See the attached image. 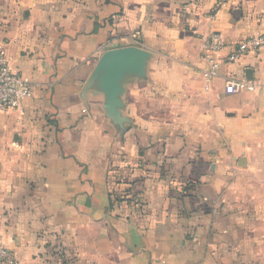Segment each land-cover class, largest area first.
Segmentation results:
<instances>
[{"label":"crops","instance_id":"1","mask_svg":"<svg viewBox=\"0 0 264 264\" xmlns=\"http://www.w3.org/2000/svg\"><path fill=\"white\" fill-rule=\"evenodd\" d=\"M218 2L0 0V52L31 85L0 109V239L20 264H60L59 245L72 264H264V88L226 91L264 83V46L228 60L264 0Z\"/></svg>","mask_w":264,"mask_h":264},{"label":"built area","instance_id":"2","mask_svg":"<svg viewBox=\"0 0 264 264\" xmlns=\"http://www.w3.org/2000/svg\"><path fill=\"white\" fill-rule=\"evenodd\" d=\"M230 0H219L218 4H225ZM225 45L224 39L219 34H212L210 41L205 42L204 47L211 51H219ZM264 46V32L246 37L237 49L238 52L231 55L228 60L234 61L240 53L246 51H257ZM219 63L215 62L210 69L205 71V76L212 78L216 75ZM264 88V83L250 81L247 79L231 80L227 83L228 93L240 92L243 90H255ZM30 81L15 73L10 68L5 56L0 52V109L19 108L24 99L30 94ZM122 191L121 189L119 190ZM133 203L140 204V200L135 198ZM118 207L123 203L116 202ZM0 264H20L14 253L8 249L0 239Z\"/></svg>","mask_w":264,"mask_h":264},{"label":"trees","instance_id":"3","mask_svg":"<svg viewBox=\"0 0 264 264\" xmlns=\"http://www.w3.org/2000/svg\"><path fill=\"white\" fill-rule=\"evenodd\" d=\"M137 197V195L133 194L131 191L129 190H122L121 192L117 189H114L111 192V198H112V205L114 207H118V205L116 204V202H121V203H133L134 199ZM66 249L63 245H59V246H54L53 248V254L54 256H60L61 260H60V264H72V259L71 258H67L66 257Z\"/></svg>","mask_w":264,"mask_h":264},{"label":"water","instance_id":"4","mask_svg":"<svg viewBox=\"0 0 264 264\" xmlns=\"http://www.w3.org/2000/svg\"><path fill=\"white\" fill-rule=\"evenodd\" d=\"M119 53H122V52H119Z\"/></svg>","mask_w":264,"mask_h":264}]
</instances>
